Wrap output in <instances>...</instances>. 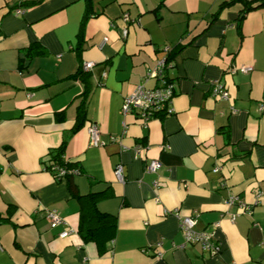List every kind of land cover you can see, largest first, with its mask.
<instances>
[{
	"label": "crops",
	"instance_id": "0c3cea01",
	"mask_svg": "<svg viewBox=\"0 0 264 264\" xmlns=\"http://www.w3.org/2000/svg\"><path fill=\"white\" fill-rule=\"evenodd\" d=\"M166 48L175 54L165 73L174 112L144 126L122 105ZM87 62L95 63L87 118L76 131L86 84L75 76ZM215 81L230 100L213 97ZM263 109L264 6L0 0V264H264ZM92 124L103 147L91 145ZM62 145L80 170L72 181L82 198L46 170ZM153 161L162 167L149 174ZM120 164L125 182L115 175ZM232 197L252 214L229 205ZM83 202L107 216L88 211L83 223L97 242L80 233ZM52 210L64 224L52 228ZM191 215L197 231L214 234L219 255L186 243L181 220Z\"/></svg>",
	"mask_w": 264,
	"mask_h": 264
},
{
	"label": "built area",
	"instance_id": "2783aa9c",
	"mask_svg": "<svg viewBox=\"0 0 264 264\" xmlns=\"http://www.w3.org/2000/svg\"><path fill=\"white\" fill-rule=\"evenodd\" d=\"M248 2H259L261 0H246ZM125 23H129L132 20L130 17H124ZM125 30V34H126ZM170 49L166 48L165 52L169 53ZM95 63L87 62L84 64V71L90 72ZM166 58L160 62L156 69L148 72L144 77L141 84H139L134 92L124 99L122 105V113L127 116L129 114H135L139 118L144 126H148L149 122L164 113L165 115H171L174 111L172 109V102L175 97V87L172 81L168 80L166 76L167 70ZM244 73L252 71L250 67H243ZM150 80H156L158 85L154 88H148L147 82ZM212 95L214 98L228 101L230 100V93L225 89V86L219 81L213 82ZM264 110V109H263ZM126 126V125H125ZM88 132L90 134L91 145L95 147H103L104 143L101 141V130L96 124L90 125ZM140 149L137 150L139 154ZM162 163L160 161H153L147 166V173L156 174L161 169ZM49 171V170H48ZM215 169L214 172H217ZM52 172L56 175V179L63 177L66 174V170H61L58 166L52 167ZM73 174H79V170L75 169L71 171ZM115 175L118 181L125 182L124 166L118 165L115 170ZM158 182H155L157 187ZM229 205H239L240 210L247 214H252V209L249 205L238 197H232L228 200ZM47 217L51 222L52 228H56L65 222L60 218L56 211H48ZM197 224V216H188L181 220V229L184 232L185 240L187 244H200L202 249L208 252L212 256H217L221 252V245L215 241L214 234L207 231H197L195 229ZM74 234L73 230H66L60 234L61 237L65 238ZM160 246V245H158ZM1 247V243H0ZM160 257L161 254H158Z\"/></svg>",
	"mask_w": 264,
	"mask_h": 264
},
{
	"label": "trees",
	"instance_id": "16d2710c",
	"mask_svg": "<svg viewBox=\"0 0 264 264\" xmlns=\"http://www.w3.org/2000/svg\"><path fill=\"white\" fill-rule=\"evenodd\" d=\"M244 2L246 3V7H247V11H250V10H254V9H257V8H260V7H263L264 6V0H261L259 2H248L246 0H244ZM256 3H261L260 5H258L257 7H254L253 4H256ZM89 17H85L84 19V23L82 25V28H81V34H80V38L81 40H83V34L85 33V28H86V22L88 20ZM32 50H30L28 53L27 56H25L23 59H22V64H21V67L22 69H26L27 68V65L31 58V53ZM174 52L172 53H169L167 54L166 56V64L167 66L169 67L170 65V62L169 60L172 59V57H174ZM167 67V69H168ZM88 74L89 72H85L83 67L82 69L78 72V74L75 76L77 77L78 79H80L81 81H83L85 84H86V88H85V91H84V98L82 100V103H81V106L79 107V112H78V116H77V122H76V126H75V130H79L84 122H85V119L87 118V115H86V100H87V97H88V94L90 92V87L88 86L87 84V80H88ZM60 118L63 116L62 114H59ZM161 116H165L164 113H161ZM51 161L50 163L46 166V170H49L50 173H52L54 175V177L56 178V174L54 172H52V167L53 166H58L61 170H66V174L63 176V177H59L60 179H56L58 181H61V180H65L67 179L68 182H69V188H70V192L72 194L73 197L75 198H82V196L80 195L76 185L74 184V182L72 181L73 180V176L76 175V174H73L71 171L72 170H75V167H77L76 163L74 162H71V161H67L65 159V146L62 145V147H60L58 150L56 151H52L51 152ZM79 173H80V170H79ZM90 202V201H89ZM83 207L81 209V214H82V225H81V229H80V233L82 234V237L84 240H86V242H97V231H85L84 227H83V223L84 221L86 220L87 218V213L88 211H92L94 212L95 214H97L96 216L99 218V219H104L106 218L107 216H105L104 214H101L98 212L97 210V207L95 205V203L91 202V203H87V202H83Z\"/></svg>",
	"mask_w": 264,
	"mask_h": 264
}]
</instances>
